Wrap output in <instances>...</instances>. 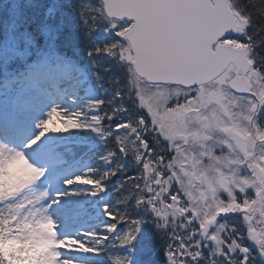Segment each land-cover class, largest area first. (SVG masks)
<instances>
[{
    "label": "snow or ice",
    "instance_id": "obj_1",
    "mask_svg": "<svg viewBox=\"0 0 264 264\" xmlns=\"http://www.w3.org/2000/svg\"><path fill=\"white\" fill-rule=\"evenodd\" d=\"M0 264H264V0H5Z\"/></svg>",
    "mask_w": 264,
    "mask_h": 264
}]
</instances>
